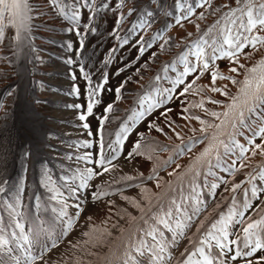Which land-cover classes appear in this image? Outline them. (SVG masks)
Returning a JSON list of instances; mask_svg holds the SVG:
<instances>
[{
    "label": "rangeland",
    "instance_id": "1",
    "mask_svg": "<svg viewBox=\"0 0 264 264\" xmlns=\"http://www.w3.org/2000/svg\"><path fill=\"white\" fill-rule=\"evenodd\" d=\"M101 12L103 10H100ZM95 18V21H91L87 28H85L80 35H77L76 38L73 37L71 33V28L65 27L63 30L65 33L64 35L57 36L56 34L52 33L51 38L55 40V43L59 45V48H52L50 51L52 52L51 57L55 58V62L48 63L46 59V63L48 66L47 70H52L51 73H49L51 76H43L42 79L39 78L38 81H33V87L31 93H29L30 97L25 105V108L23 109V114L21 118V138L23 142H25V151L23 154V164L19 170L18 173V183L21 187V196L22 201L20 206H24L25 201L28 197L29 191H30V172H29V165L31 161V153L29 152L30 146L28 145V140L32 141V143L38 147L41 144H45L46 142H51L54 144L56 148H59V146L62 145L61 140L55 136L51 135L48 139V141L44 138L45 137V130L46 128L42 124L43 122L46 124L47 127H51L53 129H56L60 131L66 130L65 127L59 126L57 124H54L48 119L49 114L54 116H62L61 114L64 112L62 109H55L51 108L47 105V103L40 101V100H46L48 97H51V101L48 100L47 102L49 104H55L58 105L57 102H65L70 103L73 102L76 105H79L80 103L86 102V99L88 98V90L91 80H95L92 84L93 87L95 85H99L98 80L100 78V83H105L103 85V88L100 89V91L97 93L96 100L98 103L94 105L93 113H92V119H93V132H97L96 125L103 119V114L105 113V109L107 106V103H117L118 105L127 106L126 102L122 99H120L119 96L127 95L131 96L139 94L138 91L140 90L139 86L135 84L134 79L136 78L137 73H142L143 71L147 72V76L144 77L143 81L148 78L149 76L153 75L156 68H158V53L157 50L154 48H151L148 50L146 54L143 52H140V45L135 43L133 40H130V38H127V43H123V39L126 38L123 36L124 32L115 30L113 34L104 35V36H98L97 38H94V31H90L89 29H95V26L99 23V26H101L102 22L98 16V12L95 13L93 16ZM122 17V19H121ZM119 19V23L117 24V28H119L122 24V21L124 19V15H120L117 17ZM81 18L78 21V26H80ZM92 24V25H91ZM114 22L111 18L108 19L107 25L105 26L106 29H110L113 27ZM82 27V26H80ZM57 28V27H56ZM98 28V27H97ZM116 28V29H117ZM125 30V29H124ZM123 30V31H124ZM101 31V30H100ZM121 32V33H120ZM114 36L117 37L116 41H114ZM28 38V37H27ZM84 41V46L81 48L80 41ZM119 40V41H118ZM29 41V38H28ZM69 44H71V48H69ZM149 46V45H148ZM151 46H149L150 48ZM115 49V51H112ZM144 51H146V45L143 47ZM183 48H181L180 51H182ZM53 54L61 57H55ZM261 58H264V55H262L261 51H258L254 53L253 56H244L241 58L239 56V64L245 65L247 67H251L253 64H255L258 60ZM15 57H11L8 61L2 57H0V70H6L10 63ZM167 58H164V61ZM173 59V58H172ZM172 59H169L170 61ZM71 60L72 63H68V61ZM108 61L105 63V61ZM113 61V62H112ZM190 64H199V61H189ZM41 67H44V64L41 65ZM81 67H83L84 71L87 72L90 76V81H86L84 79L83 73L81 72ZM88 67V68H87ZM181 70L183 71V66H180ZM220 69V72L224 73V75L229 76H236L238 79H243V72L244 70L239 67L238 64H236L234 61H228L220 59L217 66L212 67L209 66V70L201 74L199 71L196 73H191L189 75L190 83H193V87L183 95H181V91H178L174 97L173 103L170 100H167V102L163 105L157 106L154 108L153 112H150L151 114L155 113L152 116V118L145 119L146 114L143 117H140L139 119L134 120H128V122L125 124L127 126V131L121 133V138L125 136L127 133L130 134V132H134L130 141H134V145L138 141V138H142L144 133H149L150 135L156 134L161 136L164 140L169 141L170 143H176L177 145H184L187 142H191L189 146L195 148L194 150H191L193 153L189 154L186 161V165L189 164V162L192 160L194 156L199 154L202 149L205 147V142L201 138L200 129H201V123L200 120L195 119L194 117L199 116L200 119L203 120H216L215 117L211 116H205L201 115L200 113H197V115L190 114V111H185V109H189L190 106L199 104L201 100H203V105L206 104L205 100H208L204 97L207 91L206 89L211 91V88L213 87L212 84V77L211 72L214 69ZM237 68V72L232 73L229 69L230 68ZM122 69V71H121ZM144 72V73H145ZM177 74L175 71L171 73V75ZM107 76L106 82L102 79L103 76ZM145 75V74H144ZM156 76H159L161 78V72L160 70L156 71V74L154 76H151L150 82L145 86L148 87L146 92L143 94L142 99L144 100V103L142 104V108L147 107L148 103L150 102L151 98L160 99L159 92L162 91V82L161 79L159 81L155 80L154 78ZM2 77V74L0 73V79ZM39 76H35L37 78ZM197 77H199L197 79ZM45 78V79H44ZM184 77H181V79ZM48 81L49 84L53 85V89L50 88L47 85L48 83L45 82ZM121 85L123 87H126V90L120 91V93H117L116 89L120 88ZM169 84H167L168 87ZM6 85L0 84V92L1 88ZM215 87H224L227 86V91L231 94H235L237 91V86L234 85L230 80L226 79H217L215 82ZM122 88V87H121ZM178 88V87H176ZM74 89L78 91H74ZM133 90V91H132ZM202 92V95L200 93ZM213 93V91H211ZM204 93V94H203ZM81 94V95H80ZM170 94L165 93V97ZM18 96L19 93L16 91H12L6 95L5 98V104L1 110V118H0V133L5 135L7 133V126L9 124V119H5V112L9 111L12 107L17 105L18 102ZM172 97V96H171ZM212 97V95H211ZM214 99H220V100H226L228 96L222 95L221 93L215 94L213 93ZM63 100V101H61ZM213 104V105H212ZM211 104V108L216 110H221V103L217 104L215 106L214 103ZM166 106L160 109V107ZM210 107V105L208 104ZM66 109V108H65ZM160 109V110H159ZM167 109H171V111H167ZM199 111H204L203 109L199 108ZM139 111H142L141 108H137L134 113H137ZM166 116H162L161 113H165ZM206 112V111H204ZM66 113V112H64ZM114 114H118L117 110H113ZM133 115V114H132ZM142 121V122H141ZM141 122L144 127H141L139 129H135L136 124ZM218 122V121H217ZM154 125L150 127L149 125ZM142 125V126H143ZM160 126H163L167 129V131L173 136L174 140H171L166 134H164L162 131L158 130ZM143 129V130H141ZM68 133V130L65 131ZM88 131L83 129L82 132H74L71 133L72 136L80 137L87 133ZM92 132V131H89ZM244 135L246 137H250V133L244 129L242 130ZM143 134V135H141ZM97 149H101L100 145L101 143L105 144L106 137L103 135H100V137L97 135ZM0 138V143L3 141V139ZM120 140V138H119ZM199 141V142H198ZM240 142L244 143L245 140L240 138ZM203 143V144H202ZM258 143V142H257ZM65 147L72 148L73 144L68 141L64 142ZM112 144L115 148V138L109 143ZM187 146V147H189ZM39 148V147H38ZM107 148V147H106ZM29 149V150H28ZM41 149V148H40ZM42 152L43 150H40ZM150 149V148H149ZM146 150V154L148 155L149 150L147 147H141L139 151L136 152L135 157L133 158L134 161L138 162L140 167L137 170H133L137 167L135 162H132L129 164V158L132 151V147H127V149L124 151L122 155L119 156V154L115 153V157H118V160L115 161V165L112 166V164L102 166L101 169L98 171L100 173V183L106 178H110V180H115V177H120L121 173L124 174V176H129L128 174L131 173V170L133 172L132 175L135 176H147L152 177L154 170H159L163 168V163L158 160H154L144 154V151ZM118 151V150H117ZM116 151V152H117ZM45 152L50 155L52 158L61 159L62 154L59 150L53 149V148H47L45 149ZM112 152L111 148H108V150L105 152L106 155H110ZM172 152L171 148H167L162 154L164 156L170 155ZM223 152V150H221ZM224 155V156H223ZM184 158V159H186ZM236 158H232V155L224 154L222 153V156L219 160L216 158L213 159V161H216L217 163H221L223 165H227L231 162H233ZM259 164H264V158ZM180 167H177V166ZM241 164H239L240 166ZM213 166V165H212ZM184 167V162L180 157L177 158L176 161H173L171 164H169L165 170L162 173L161 178L152 177L149 178V181L147 182L148 186H152L155 189L159 190L160 188L157 186L158 182L159 184H164L166 179L173 178L174 176L169 175L173 172L175 169L176 172H180ZM213 166L212 168H214ZM40 172L44 173L47 172L50 174L49 167L47 166L46 162H41L39 165ZM104 168H108L109 170L107 172L104 171ZM220 168V166H219ZM215 169L217 173V178L210 176L209 179L211 183H217L218 180H222L226 177V173L222 171L220 168ZM207 169V166H203L197 176L195 178H189L188 180H185L183 185L177 187V190L169 196L165 197V199L160 203L158 206L159 209H157L153 214L152 218L147 219L144 221L143 226H140V229L136 230V232L133 234V239L136 238V235L139 234L140 236L143 235L145 231L153 230L156 223H159L155 217L157 216V211L159 210H169L172 211L174 207H176V210L180 213V216H182L181 220H176V223L178 221H183L185 218L192 214V211L194 209V206L199 203V207L201 209V212L198 216H194L191 221V226L187 229H185V233L183 236H180L176 234L175 242L172 245L174 248L171 249V251L168 253V256H171L170 262H175L177 258L180 256L182 251L184 250V241L185 239L190 235L193 228L196 226L197 221H199L202 216L208 212L209 207L217 202L222 200L224 197H227L229 201L232 198L230 204L228 206H225L220 210L217 217L213 219H219L221 215L227 216L231 212H235L237 209L244 211L243 217L247 213H249L252 209L253 211L257 208V214L258 218L261 216V208L264 206V192H258L257 195L254 196L256 201H251V198L249 195L245 194L246 190L248 188H251V185L249 183L248 175H246L244 169H247L245 167L244 169L238 170V173L235 177H232L229 180V183L225 185L223 188L218 189V192L213 195V198L207 193L206 189L203 187V178L205 177V170ZM104 173L105 176L102 174ZM207 173V172H206ZM247 176V177H245ZM259 181L256 183L258 184ZM234 184L240 185V187L235 191L232 192L231 188ZM192 187V188H190ZM244 187L243 192H238L241 188ZM143 187L139 186L134 189H127L124 191V193H127L131 191L129 195L136 198L138 201H141L143 193ZM93 190L90 191V197L93 196ZM235 194V196H234ZM227 195V196H226ZM97 202L90 203L85 213L81 215V220L79 226L76 228V230L73 232L71 237L58 249V252L55 253V256L53 254H48V259H51L47 262H43L41 264H93L95 261V258L98 256L94 255V261H91V256L88 253V250L90 253L93 251L95 253H98L99 255L102 254L108 247L107 241L105 242V245L100 247H94V246H87L85 247L82 244V241L84 238L83 233L87 232L88 230V221L90 215H96L100 221H102L104 224H110L112 222V217L109 212L108 208V202L106 199L101 198L100 200H97L94 198ZM135 199V200H136ZM167 200V202H166ZM173 201H175L173 203ZM121 202L124 203V206L129 209L130 211L136 210L134 208V205L132 204L133 201H129L126 199H123ZM142 202V201H141ZM245 203L249 204L251 207L245 209L244 205ZM107 206V207H106ZM174 206V207H173ZM227 207V208H226ZM254 207V208H253ZM10 212H13L12 209H9ZM95 213V214H93ZM261 213V214H260ZM159 215H163V211H159ZM115 222L118 226L121 223H124L127 225L129 223L128 215L126 213L119 214ZM237 221L243 220L242 217L237 216ZM172 222V219L170 220ZM174 221V220H173ZM114 222V221H113ZM239 223L233 224L229 228L230 232V238H233V240L236 239L237 235H240L241 232H237V226ZM165 225V224H164ZM168 229H170L169 225H166ZM0 228L2 230H5L4 233L0 232V242H6L3 243L1 246L5 248L8 246V239H7V230L3 223L0 224ZM242 243H240V250H243ZM79 245L80 248H77L76 246ZM228 250V249H227ZM236 248L235 246H232V250L229 251L230 257L228 258V255L225 256L226 260L228 261H221L220 264H233V262H247V260H251L253 264H256V261L259 257H264V249L258 250L256 253L253 254L251 257H237L236 259H232L233 255L235 254ZM70 253L71 258L67 256V253ZM57 260H60L61 262H57ZM261 264H264V261H261Z\"/></svg>",
    "mask_w": 264,
    "mask_h": 264
},
{
    "label": "snow or ice",
    "instance_id": "2",
    "mask_svg": "<svg viewBox=\"0 0 264 264\" xmlns=\"http://www.w3.org/2000/svg\"><path fill=\"white\" fill-rule=\"evenodd\" d=\"M155 2V0H153ZM185 0H176L177 8L180 9L182 15L177 19V23L180 19H187L188 15L192 13V7H184ZM205 3L210 5V0H204ZM124 0L117 5V8L121 7ZM50 4L55 6L59 15L73 23L77 24L81 12L80 7L83 5L88 6L93 9L92 15L94 16L96 12L100 9L108 8L107 3H101L99 6L94 4V0H50ZM62 5V6H61ZM71 5V7H70ZM224 8L228 10L222 12L220 17L216 22L209 26L202 34L198 37L197 41L194 43V49H190L189 52L195 57L199 64H190L187 55H182L180 57L181 62L184 65L183 71L180 76L173 81V87L163 89L159 92L160 99L151 98L148 106L142 111L134 113L128 117L129 120L139 119L143 117L146 113L151 112L152 109L157 106L163 105L170 100L172 97L168 95L165 97V93H171L175 91L176 87L184 85L183 79L189 73H196L199 71L201 74L209 70L210 63L217 59L227 58L230 61H234L239 65L240 68L244 70L243 79H238L236 76H225L224 73L220 72L219 69H214L211 72L213 87L211 91L219 92L222 95L228 96V102L223 104L222 110L220 111H210L205 110L206 113L215 117L216 120H203L199 116L194 117L200 120L201 129L200 133L205 142V147L202 151L194 156L188 165L184 166L180 172H176L175 169L169 175L174 176V180L166 181L163 185L159 184V192H151L150 189H143L144 195L141 197V201L133 200V205L142 214L139 217L132 216L128 214L129 224L128 228L120 229V237L118 240H114L108 247V253L102 258L99 264H140L141 257H147L149 264H164L166 259H170V256H166L167 246L160 243L158 240L159 233L152 230L145 231L141 237L139 234L133 239L132 229L134 228L137 220H144L145 215L151 214L154 210L158 209L161 201L169 196L170 193L175 192L177 187L183 185L185 180L190 177L195 178L199 170L203 166L209 168L213 165V159H220L223 153L231 154L232 145L239 148L240 153L243 154L247 149L243 145H239L235 140V134L238 126H244L253 132L254 136L261 135L264 136V58L258 60L251 67L239 64V55L243 52L246 47H251L256 49L258 46H264V35H259V32H264V0H235V7L230 5H224ZM33 11V6L31 0H0V40L6 35V30L11 28L13 30L14 39L16 42V47L20 48L23 42L27 38L28 34L31 32L33 16L31 15ZM131 11V10H130ZM220 9H215V12H220ZM203 18V13L200 14ZM92 16L89 17L91 19ZM122 19V17H121ZM119 24V19L117 21ZM142 26V25H141ZM87 28L88 26L85 25ZM199 30V26H197ZM72 30V29H68ZM90 31H95V29H89ZM115 31V29H114ZM77 35L80 33L77 31ZM189 35H192L189 33ZM143 40V37H141ZM127 38L123 39V43H127ZM81 48L84 46V41H80ZM140 44V41H137ZM71 48V44H69ZM112 51H115L113 49ZM143 47L140 48V52H143ZM250 57L251 53H246ZM108 61L106 60L105 63ZM68 63H72L71 60ZM237 68H230L232 73L237 72ZM122 71V69H121ZM166 71V69H165ZM81 72L83 73L84 79L90 81V76L81 67ZM199 77H197L198 79ZM102 79L106 82L107 76H103ZM155 80L159 81L161 78L156 76ZM217 79H228L234 85L237 86V91L235 94H231L227 91V86L215 87V82ZM193 83H189L183 86L181 95L188 92L192 87ZM123 87V85H121ZM103 88V85H96L93 87L89 85L88 98L86 114H81L79 119L81 121H86L87 117L93 113V107L98 101L96 100L97 92ZM74 91H78L74 89ZM117 93H120V88L116 89ZM144 100H141V104ZM212 103L220 104L221 102L212 99ZM71 107L79 109L81 105H72ZM192 107H200L203 109V100L199 104L192 105ZM113 109V105L109 104L105 109L109 112ZM171 111V109H167ZM185 111H190L185 109ZM165 113H161L162 116H166ZM259 116L261 122L257 125H253L249 121L254 117ZM218 121V122H217ZM103 124V121H102ZM84 128H88L89 125L84 123L82 125ZM150 127L154 125H149ZM163 131V129H158ZM121 132L127 131V126L122 125ZM143 135V134H141ZM117 141L115 142L118 146L120 143L119 137L120 132L117 133ZM126 138V137H125ZM88 142L85 141V144ZM111 148L112 152L109 155L103 153L104 148ZM135 150H139L143 147L142 141H137L133 146ZM101 152L98 153L99 159L95 160V164L103 166L106 162H111V158H115V152L118 147H113L112 144L105 145L100 144ZM256 149H261V155H264V145L254 144L252 149L253 154H255ZM131 156L132 153H129ZM79 159L90 160L91 153L86 154ZM246 160L247 157H244ZM165 163H168L167 161ZM177 167H180L179 165ZM241 168L247 167V165L241 162ZM109 169L104 168L107 172ZM238 170V169H237ZM99 175L100 173H94L92 168H87L84 173L81 174V186L87 184L88 179L93 175ZM250 176L249 183L251 188L246 190V195L248 191H251V195H257L258 191L264 190V164L259 166V169L253 173L248 174ZM152 178V177H149ZM260 183L257 184L256 182ZM217 184H212L211 187H217ZM240 185L234 184L231 188L232 192H235ZM5 191L3 186H0V193ZM74 191V190H73ZM102 191L99 193H94V195H104ZM126 199H128L126 197ZM3 201H0L2 203ZM175 201H173L174 203ZM12 210L17 209V205H6ZM77 207H79L77 205ZM245 209L251 207L249 204L245 203ZM159 211H163V215H159ZM157 211V216L155 219L160 224H165L170 226V220L174 218L175 214L169 210H159ZM201 212L199 203L194 206L192 214L187 216L185 220L178 221L176 228L178 229V235L183 236L185 229L191 226V221L194 216H198ZM67 215L66 213H62ZM244 211L237 209L235 212L229 213L227 216L221 215L219 219L210 221L207 226H205V221L208 219L200 221L197 226V233L193 234V237H189V243L192 245L191 248H185V258L181 261V264H218L219 257L225 254V249L229 251L232 250V246H235L236 251L232 259L237 257H251L258 250L264 249V216L259 220L252 222H245L244 220L237 221L236 217H243ZM245 224L242 228L240 235H237L235 240H230L229 228L235 224ZM68 225H71V219L68 221ZM17 227H22L17 223ZM115 227V225H113ZM85 239H83L82 244L87 246L100 247L105 245L108 237L112 236L111 231L103 225H92L91 230L83 233ZM148 238H151V242ZM27 241V237L24 238ZM243 241L245 251L240 250V243ZM6 242H0V245ZM78 246V245H77ZM215 253V254H214ZM89 255H99L98 253H89ZM183 255V254H182ZM264 261V257H259L256 264H261ZM246 264H253L249 259Z\"/></svg>",
    "mask_w": 264,
    "mask_h": 264
},
{
    "label": "trees",
    "instance_id": "3",
    "mask_svg": "<svg viewBox=\"0 0 264 264\" xmlns=\"http://www.w3.org/2000/svg\"><path fill=\"white\" fill-rule=\"evenodd\" d=\"M101 3H107L109 7L104 8L102 13L99 14L102 24L99 26L98 23V29L94 33V38L113 34L114 29L116 30L117 28V17L124 15L122 25L126 26L128 35L131 36L135 42L140 41L139 45L143 44V42L149 38L151 46L150 49L154 48L158 53V68L163 63L164 58H174L172 60L173 62L165 69L166 71H175L177 74L182 71L180 66H183L184 68L183 63L180 60L182 55H187L188 61L197 62L195 57L190 54L189 50L194 49L193 42L197 41L202 32L209 26L213 25L220 17L222 12H226L228 10L227 8H224V5L235 7V0H210V7L208 3L204 2V0H185L184 7L187 8L188 6H191L192 13L191 15H188L187 19H180V22L177 23V19L182 15H186V13H182L180 9L177 8L176 0H155V2H153V0H124V3L119 8H117V5L121 3V0H94V4L96 6H99ZM31 4L33 6V11L31 13L33 16V26L31 28V32L27 36L29 41L28 38H26L22 47L29 56L32 77H43L48 75L39 74L38 71L39 68L43 70L48 68V66H46L47 63L45 57H48L49 55L44 52L42 48H59V45H57L55 40L51 38L52 33L58 36L64 35L65 32L63 30L65 27H69L72 29L70 34L76 38L77 31L81 34L86 28L85 25L88 26L90 23H92L91 21L94 22L95 18L92 15L93 9L86 5L81 6L79 10L81 12L80 26L82 27H80L78 24L73 25L71 21L62 18L59 15L56 7L50 4V0H31ZM215 9H220L221 11L215 12L214 14ZM201 13H203V18H201ZM90 16H92L91 19H89ZM109 18H111L114 22L111 30H108L105 27ZM197 26H199V30ZM119 30H121V28ZM12 32L13 30L11 28L7 29L5 37L3 40H0V57L4 58L6 62L10 61L9 59L12 56L15 57V59L9 62L10 66L6 70H0V73L2 74L0 79L1 84L4 85L19 80L24 73V68L21 66L22 58L18 48L16 47V42L13 38ZM189 33L192 35H189ZM258 34L264 35V32H259ZM141 37H143V40H141ZM116 39L117 37L114 36V41H116ZM181 48H183V50L180 52ZM258 51H261L262 55H264V46H258L256 49L246 47L239 56L243 58L246 56V53H251L250 56H253L254 53ZM223 60L230 61L227 58H223ZM52 61L55 60L52 59ZM43 64L44 67H41ZM166 71H164L163 74V83L166 88H171V79L167 75ZM189 75H191V73L188 74V82L184 83V85L190 83ZM33 81L38 80L34 79ZM167 84H169L168 87ZM184 85H182L181 90L183 89ZM13 90L19 93V86L13 87L10 91L12 92ZM206 90L208 93H206L204 97L208 100H205L207 105H203V110L220 111L213 109V107L210 109L212 99H214L213 93L218 94L219 92L213 91L212 93L210 90ZM200 95H202V92ZM228 99L229 98H226V100H220L216 98L215 100L220 101L222 107L223 104L228 102ZM216 105L217 104H215V106ZM197 108L199 109L200 107ZM204 111H199V113L201 115L209 116ZM249 122L253 125H257L261 122V118L259 116H254ZM244 129L250 133V137H253L252 130L244 126H238L235 134V140L239 145H243L248 151L241 154L239 148L235 145H232V152L230 155H232V158H236L233 162L223 165L213 161V166H215V169L219 168L220 166L222 171L226 173V177L222 180H219V184L221 183L220 185L226 183L228 176L236 172L238 165L241 164V162L245 163L247 167H250L253 164L261 162V160L264 158V155H261V149H256L255 154H253L252 151L254 144L264 145V136H254L253 143V140L250 139V137H246L242 132ZM240 138L245 140V142H240ZM202 139L203 138H201L199 141ZM190 143L191 142H188L187 145L189 146ZM187 149H190L191 151L195 148L189 146ZM188 154L189 151L181 150L182 157H185ZM244 157H247V159L245 160ZM208 174L213 176L210 171Z\"/></svg>",
    "mask_w": 264,
    "mask_h": 264
},
{
    "label": "bare ground",
    "instance_id": "4",
    "mask_svg": "<svg viewBox=\"0 0 264 264\" xmlns=\"http://www.w3.org/2000/svg\"><path fill=\"white\" fill-rule=\"evenodd\" d=\"M29 91H30V82H29V80H27L22 87V92H21V96H20V99L18 102V107L8 115V118L10 120V123L8 125V130H7L8 132L6 135H0V138H2V139L4 138L3 141H1V143H0V186H3L5 189V191L3 193H0V201H2V199H1L2 194L10 195L13 192V190L15 189L17 171H18V168H19V165L21 162L22 151L24 148V142L21 138L22 111L24 109ZM119 124H120V121L118 120L115 123L114 129L112 130L113 134H115L119 130V127H120ZM39 190H40L39 183L36 181V178L34 177V191L36 192ZM151 192H153V191H151ZM127 198H131V197L127 196ZM136 201H138V200H136ZM226 204H227V199L225 197L222 200L213 203L210 206L208 212L203 216V218L200 221L205 220V218L207 217L208 219L205 221V226H207V224L217 216V214L220 212V210L222 208H224V206ZM118 205L120 206L122 211L128 212V214H131L132 216L139 217L142 215L138 209H136L135 211L132 212L129 209H127L126 207H124L123 205H121L119 203H118ZM145 216H147V215H145ZM138 221L139 220H137L136 223ZM200 221H199V223H200ZM199 223L195 226V228L193 229L191 234L186 239V247H188V248H191V246H192L189 243V237H193V234H197V236L199 235L197 233V226L199 225ZM127 225H123V223H121L120 225L116 226L115 228H109V230L112 233V236L108 237V238H111V240L109 241L110 242L109 245L114 240H118V238L121 235L120 229L122 227L128 228ZM108 250H109V248L103 253L102 256L97 257L99 259L97 260L96 264H99V262L102 260V258L108 253ZM182 254L183 255H181L177 259L176 262L181 263V261L185 258V255H186L185 251Z\"/></svg>",
    "mask_w": 264,
    "mask_h": 264
},
{
    "label": "crops",
    "instance_id": "5",
    "mask_svg": "<svg viewBox=\"0 0 264 264\" xmlns=\"http://www.w3.org/2000/svg\"><path fill=\"white\" fill-rule=\"evenodd\" d=\"M130 147H133V145H131ZM132 149H133V148H132ZM131 153H132V151H131ZM134 157H135V154L132 153V155H131L130 158H129V164L132 163V162H135L136 165H137V167L134 168L133 170H137V169H139L140 165H139L138 162L134 161V159H133ZM133 170H131V173L133 172ZM161 185H163V183H162ZM190 188H192V187H190ZM173 207H174V206H173ZM233 264H246V262H240V263H239V262H233Z\"/></svg>",
    "mask_w": 264,
    "mask_h": 264
}]
</instances>
